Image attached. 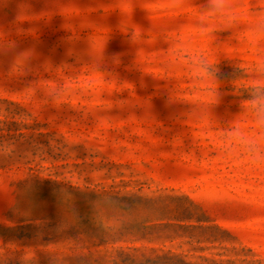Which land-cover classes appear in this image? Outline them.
Instances as JSON below:
<instances>
[{
  "label": "rangeland",
  "instance_id": "obj_1",
  "mask_svg": "<svg viewBox=\"0 0 264 264\" xmlns=\"http://www.w3.org/2000/svg\"><path fill=\"white\" fill-rule=\"evenodd\" d=\"M207 4L0 0V264H264V0Z\"/></svg>",
  "mask_w": 264,
  "mask_h": 264
},
{
  "label": "clouds",
  "instance_id": "obj_2",
  "mask_svg": "<svg viewBox=\"0 0 264 264\" xmlns=\"http://www.w3.org/2000/svg\"><path fill=\"white\" fill-rule=\"evenodd\" d=\"M229 0H208L206 9L198 17L201 22H208L214 24L216 22L230 24L234 19L229 9H230ZM224 17H228L227 20ZM253 28L248 33L249 38L254 41L264 40V13L259 14L252 21ZM209 28H197L193 31L206 32L209 31ZM193 65H192V75L194 77H203L210 80V75L206 71V68L203 66L206 63L210 64L211 61H205L200 58L198 52L193 54ZM260 71H264V60L258 62L257 65ZM253 118V127L259 130L262 135L260 136H248L244 131L237 127L232 133L233 139L242 144L250 145L252 148H256L257 145L264 147V87H257L254 89L252 101L250 104Z\"/></svg>",
  "mask_w": 264,
  "mask_h": 264
}]
</instances>
